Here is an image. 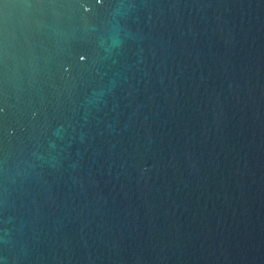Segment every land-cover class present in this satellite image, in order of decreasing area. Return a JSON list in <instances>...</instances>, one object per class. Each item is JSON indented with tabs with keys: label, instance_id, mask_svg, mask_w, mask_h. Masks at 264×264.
Masks as SVG:
<instances>
[{
	"label": "water",
	"instance_id": "obj_1",
	"mask_svg": "<svg viewBox=\"0 0 264 264\" xmlns=\"http://www.w3.org/2000/svg\"><path fill=\"white\" fill-rule=\"evenodd\" d=\"M0 264H264V0H0Z\"/></svg>",
	"mask_w": 264,
	"mask_h": 264
}]
</instances>
